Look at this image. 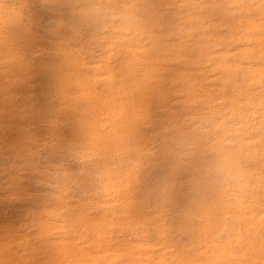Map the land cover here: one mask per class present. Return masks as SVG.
Listing matches in <instances>:
<instances>
[{
  "label": "bare ground",
  "instance_id": "obj_1",
  "mask_svg": "<svg viewBox=\"0 0 264 264\" xmlns=\"http://www.w3.org/2000/svg\"><path fill=\"white\" fill-rule=\"evenodd\" d=\"M150 3L147 28L112 45L92 39L77 4L52 0L34 23L69 22L56 66L40 56L22 69L15 45L0 55V73L31 75L24 93L0 87V264H264V0ZM145 101L156 121L222 107L237 126L251 179L224 234L210 197L178 203L147 176L101 181L63 164L57 131L119 144Z\"/></svg>",
  "mask_w": 264,
  "mask_h": 264
},
{
  "label": "clouds",
  "instance_id": "obj_2",
  "mask_svg": "<svg viewBox=\"0 0 264 264\" xmlns=\"http://www.w3.org/2000/svg\"><path fill=\"white\" fill-rule=\"evenodd\" d=\"M50 2L0 0V55L15 45L16 58L26 71L40 56L47 57V70L54 68L59 45L66 38L67 20L57 22L45 17L37 30L34 14L37 10L43 14ZM68 2L78 5L80 19L93 40L112 45L132 41L147 28L153 12L150 0ZM12 30L15 36L10 39L8 33ZM230 120L222 107H210L194 116L164 115L156 121L151 104L145 101L138 121L119 144L113 145L102 135V143L93 145L80 138H66L58 131L56 144L63 154V164L84 169L88 178L104 181L116 170L134 179L147 176L148 186L158 198L189 204L210 197L218 234H224L229 222L239 218L237 205L248 194L251 179L239 150L233 147L240 141L237 126ZM62 126L59 120L57 129ZM259 187L264 190V178Z\"/></svg>",
  "mask_w": 264,
  "mask_h": 264
},
{
  "label": "rangeland",
  "instance_id": "obj_3",
  "mask_svg": "<svg viewBox=\"0 0 264 264\" xmlns=\"http://www.w3.org/2000/svg\"><path fill=\"white\" fill-rule=\"evenodd\" d=\"M25 73V76H24V73ZM22 73H23V75H22V73H21V75H20V73H14V71H11V72H5V73H0V80H2L3 78V80L0 82V87H3V85H4V87L3 88H7V89H10V91H13L15 94H21V93H24V90H25V88L30 84V82H29V80L31 79L30 78V76L31 75H29V74H27L26 73V71H23ZM8 73H11V74H8ZM19 74V75H18ZM27 74V75H26ZM17 76V77H16ZM29 76V77H28ZM28 78H30V79H28ZM64 78V80L63 79H61V80H63L64 82H66V83H64L63 82V84L62 85H64V84H69L68 82V79H69V77H66V75L63 77ZM5 79H7V81L5 80ZM12 79V80H11ZM13 79H14V81H13ZM21 79V80H20ZM67 79V80H66ZM15 80H16V82H15ZM17 80H18V82H17ZM20 80V81H19ZM55 80H58V79H55ZM6 81V82H5ZM21 81H23V83L21 82ZM54 80H51V82H53ZM11 82H13L12 84H11ZM28 82V83H27ZM46 82H49L50 83V80H47ZM70 82H71V80H70ZM18 83V84H17ZM7 86H6V85ZM16 84V85H15ZM24 85V87H21V86H23ZM10 86V87H9ZM18 87V88H17ZM20 87V88H19ZM13 88H15L16 90H14ZM24 88V89H23ZM12 89V90H11ZM258 90H260L259 88L258 89H256V91L254 90V92L255 93H258ZM18 91V92H17ZM21 91V92H20ZM237 241H239L240 242V239H236ZM236 240H233V242L232 241H230V240H226L227 242H225L226 244L225 245H229L230 247H232V250H233V245L234 244H232V243H235V242H237ZM229 241V242H228ZM231 245H230V244ZM238 243V242H237ZM239 244H241V243H239Z\"/></svg>",
  "mask_w": 264,
  "mask_h": 264
}]
</instances>
